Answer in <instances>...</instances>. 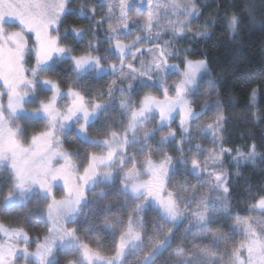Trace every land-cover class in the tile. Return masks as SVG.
I'll use <instances>...</instances> for the list:
<instances>
[{
    "label": "snow or ice",
    "instance_id": "snow-or-ice-1",
    "mask_svg": "<svg viewBox=\"0 0 264 264\" xmlns=\"http://www.w3.org/2000/svg\"><path fill=\"white\" fill-rule=\"evenodd\" d=\"M71 5L0 0V216L12 215L0 220V264H264V219L227 222L242 167L264 152L226 146L239 101L221 98L206 53L177 46L216 24L235 41L243 18L201 30L197 0ZM262 91L251 88L245 114ZM245 183L247 211L264 217V180Z\"/></svg>",
    "mask_w": 264,
    "mask_h": 264
},
{
    "label": "trees",
    "instance_id": "trees-1",
    "mask_svg": "<svg viewBox=\"0 0 264 264\" xmlns=\"http://www.w3.org/2000/svg\"><path fill=\"white\" fill-rule=\"evenodd\" d=\"M83 0H72L73 8H76ZM97 0H88L89 6L96 3ZM262 0H197L201 6L202 15L194 22L203 26L212 23L213 18L223 20L225 13L236 11L244 20L240 25V33L235 41L230 37V34L223 30V26L216 24L210 27L211 36L208 40L200 39L199 42L189 44L190 37H186L179 41L178 47L192 48L191 58L199 59L203 54H207L209 60V71L211 77L218 81L219 89L222 93V99L227 101L229 97L236 98L239 102L233 107L228 108V126L226 137L228 143L226 146L235 148L236 146L251 144L256 142L258 151L264 152V91L259 93V103L256 108L251 109L245 114V104L248 100V94L252 87L261 85L264 81V13L260 10ZM241 5H246L253 8L254 15L246 17ZM101 9H97L98 15H101ZM76 24L77 27H87L86 20L76 21L75 17H69L66 24ZM102 36V32L99 33ZM70 43V41L66 42ZM204 81L209 79L205 76ZM96 87H106L101 83ZM255 111L262 118L257 124L251 112ZM209 115H211L209 113ZM207 119V117L205 118ZM175 126V125H174ZM197 142H200L197 140ZM210 142L204 141L205 146ZM68 147H78L73 142ZM227 163V161H226ZM264 162L257 160L255 168L249 164L242 167V177L233 190L232 211L234 215H255L257 219H264L258 213L253 214L247 211L248 201L247 184L248 181L255 189L264 180ZM229 171L234 172V168H229ZM191 183H195L194 180ZM205 190H198V194Z\"/></svg>",
    "mask_w": 264,
    "mask_h": 264
},
{
    "label": "flooded vegetation",
    "instance_id": "flooded-vegetation-1",
    "mask_svg": "<svg viewBox=\"0 0 264 264\" xmlns=\"http://www.w3.org/2000/svg\"><path fill=\"white\" fill-rule=\"evenodd\" d=\"M73 148H76V147H73ZM57 195L59 196L60 193H58ZM28 207L31 208L32 207V204H29ZM0 220H3L5 223H8V222H10L12 220V217H10V216L9 217H6V215H4V216H0ZM27 230L29 231L30 235L33 238L35 236H37V235H42L43 234V232L41 231V228L39 226L33 227V226L29 225L27 227ZM34 248H35V245L33 244L32 245V249L34 250ZM61 264H64V261L63 260L61 261Z\"/></svg>",
    "mask_w": 264,
    "mask_h": 264
},
{
    "label": "rangeland",
    "instance_id": "rangeland-1",
    "mask_svg": "<svg viewBox=\"0 0 264 264\" xmlns=\"http://www.w3.org/2000/svg\"><path fill=\"white\" fill-rule=\"evenodd\" d=\"M72 7H73V3H72V5H71ZM102 11H101V15H103L104 14V10L103 9H101ZM105 28H106V25L104 26ZM101 32L103 33V29H101ZM102 36H103V34H102ZM165 39H167V37H165ZM173 79H175V77H173ZM207 81V80H206ZM205 81V82H206ZM207 85H206V83H203L202 85H201V89H200V91L201 92H203V90H204V88L206 87ZM198 103H199V101H198ZM212 145H211V143H209V145H207L206 147H211ZM68 147V146H67ZM72 149H76V148H73V147H71ZM200 194V193H199ZM12 217V215L11 214H9V215H6V217ZM234 218H235V215H233V217L232 218H230V219H228V223H232L233 221H234ZM185 223H187V222H185Z\"/></svg>",
    "mask_w": 264,
    "mask_h": 264
}]
</instances>
